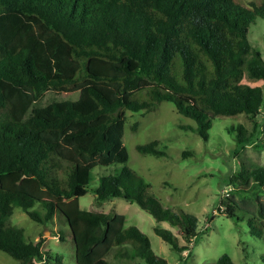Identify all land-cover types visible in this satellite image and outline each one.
I'll use <instances>...</instances> for the list:
<instances>
[{"label": "trees", "instance_id": "trees-1", "mask_svg": "<svg viewBox=\"0 0 264 264\" xmlns=\"http://www.w3.org/2000/svg\"><path fill=\"white\" fill-rule=\"evenodd\" d=\"M258 16L264 18V0H0V250L17 264H62L42 248L43 237L29 240L8 222L17 206L38 223L58 213L76 264H111L105 255L114 246L116 257L168 264L123 213L81 208L78 198L89 189L94 203L120 197L176 226L183 244L169 228L153 230L176 251L189 250L197 216L163 206L126 165V111L145 113L170 101L196 123L180 127L204 140L218 115L254 119L264 100V60L247 34ZM46 90L78 96L32 107ZM227 131L241 147L253 142L243 123ZM157 144L135 148L166 155ZM95 166L102 170L89 188ZM229 181L218 210L236 219L240 211L250 233L263 235L264 165L241 168ZM214 264L234 262L224 252Z\"/></svg>", "mask_w": 264, "mask_h": 264}, {"label": "rangeland", "instance_id": "rangeland-1", "mask_svg": "<svg viewBox=\"0 0 264 264\" xmlns=\"http://www.w3.org/2000/svg\"><path fill=\"white\" fill-rule=\"evenodd\" d=\"M240 1L247 3L250 0ZM247 35L251 45L260 51L264 60L263 17L255 18ZM243 80L249 84L263 83L262 80H253L248 76ZM77 96V91L46 90L32 102L31 106H42L62 99H75ZM133 122H137L135 130L130 128ZM238 123H243L247 132L254 134L253 142L246 143L243 147L238 145L233 135L227 131L228 126ZM180 125L195 126L196 123L192 118L178 113L170 101L163 100L155 109L145 113L127 110L123 143L129 154L126 165L151 184L152 192L163 206L197 216L198 234L190 244L189 250L179 252L171 248L168 242L154 232L153 226L171 229L177 236V242L183 244L184 240L177 227L167 221H156L135 202L114 197L94 203V193L89 189L78 198L79 206L95 211L114 210L123 213L126 216V223L135 224L143 231L149 238L152 250L165 258L168 264H214L224 252L231 257L234 264H264V234L255 236L250 233L245 217L240 211H237L239 219H236L218 210L219 200L225 199L226 191L233 187L229 184L231 174L241 168L250 169L255 165H264V147L256 145L260 139L264 140V100L260 113L254 119L243 113L216 116L207 129L206 140ZM154 139L158 140L157 147L163 149L166 155L141 154L136 150V144ZM101 170V166L92 169L89 188L97 184V173ZM48 196L54 200L62 199ZM260 198L264 203V194H261ZM35 208L42 209L38 204ZM58 216L56 213L47 223H38L16 206L8 222L21 227L29 240L43 237L42 248L51 255H60L62 264H76L72 237L64 234L70 232V229L66 222L63 223L57 218ZM59 230L63 239L59 236ZM116 247L105 255L111 264H145L138 257L125 259L114 256L113 250ZM126 247L129 251L132 250L129 244H126ZM0 264H17V261L0 250ZM37 264L47 263L39 261Z\"/></svg>", "mask_w": 264, "mask_h": 264}]
</instances>
